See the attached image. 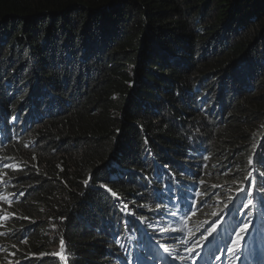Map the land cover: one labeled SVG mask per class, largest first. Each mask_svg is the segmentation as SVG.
Here are the masks:
<instances>
[{
	"label": "trees",
	"instance_id": "16d2710c",
	"mask_svg": "<svg viewBox=\"0 0 264 264\" xmlns=\"http://www.w3.org/2000/svg\"><path fill=\"white\" fill-rule=\"evenodd\" d=\"M0 161V264H264V0H0Z\"/></svg>",
	"mask_w": 264,
	"mask_h": 264
},
{
	"label": "snow or ice",
	"instance_id": "6c2138e0",
	"mask_svg": "<svg viewBox=\"0 0 264 264\" xmlns=\"http://www.w3.org/2000/svg\"><path fill=\"white\" fill-rule=\"evenodd\" d=\"M248 164H249V166H252V160H251V158H249ZM0 167H2V168H8V167H13V166L12 165H9L6 161H0ZM255 171H256V169L253 166L252 167V171H249L247 177L245 178L246 181L248 182V184L250 186L253 185V182H254L253 172H255ZM258 174L261 176L262 179H264V173H258ZM2 175L3 174H0V179H2ZM84 183L87 184L88 183V180H85ZM199 184H204V181L201 179L199 181ZM197 186L198 185H194V187H197ZM103 187H105L106 190L109 193H111V195L113 197L116 196V193L115 192H112L111 189H108L106 185L103 186ZM173 187L174 186H169L168 188H166L165 193H160L157 198L159 199L160 197H162L166 193H172V195H175L176 196V199L177 200L182 201L183 204L185 205L186 212L184 213V215H187V213H193V214H195V209L198 207V204L195 202V198L193 197L192 199H187L186 197L188 195H190V193H188L185 189H181V193H182L181 195H176V193L173 191ZM248 190L251 191V187ZM213 195H215V193H213ZM207 198L208 199H211V196H208ZM0 199H3V197H0ZM233 200H234V198H233ZM199 203H203V200H201ZM260 203L262 205H264V197L261 198ZM9 205H11V201H9ZM250 205H253V201L249 199L248 202H247V204L242 205V206L243 207H248ZM127 207L128 206L125 204L124 207H123V209H121V211L126 210ZM13 215H15V214L13 213ZM128 215L132 216L133 219H136L135 213L129 212ZM172 215H176V213H172ZM0 219H6V217L3 216L2 214H0ZM22 219H30V218L29 217H22ZM140 219H143V218L141 217ZM33 223H35V222L33 221ZM246 226H247V222H243V226L241 227V230L244 231L246 229ZM0 235H2V233H0ZM22 242L23 243H26L27 241L26 240H23ZM59 244H60L61 248L63 249V246H64V240H63V238H60ZM233 244L235 245V241H233ZM164 251L165 252H170L171 249L168 246H165L164 247ZM227 251L232 252L234 259H238L239 258L238 255H237V252L240 251L239 246H236V251H233L232 248L227 249ZM41 255H43V253ZM53 255H59V254L58 253H53ZM174 259L183 260V259H185V257H183V256H176V257H174Z\"/></svg>",
	"mask_w": 264,
	"mask_h": 264
},
{
	"label": "rangeland",
	"instance_id": "374dc122",
	"mask_svg": "<svg viewBox=\"0 0 264 264\" xmlns=\"http://www.w3.org/2000/svg\"><path fill=\"white\" fill-rule=\"evenodd\" d=\"M261 143H262V140H260L258 142V144L256 146V149H255V154L253 155V158H254V156L256 154L259 153L258 152V147L261 145ZM225 185L226 184H218L217 185V191H216L215 195L216 194H220V191L225 190V188H226ZM248 189L249 188L246 186V184H244L242 188H240V189L237 190V192L235 193V197L238 196V195H240L242 193V191H244V190H247L248 191ZM214 223H215L214 221L208 222L203 227L198 228V229L195 227V225H193L191 227V232H192V235L194 237V241H198V240H201V239L207 240V242H205V244H201L202 247L199 248V249H197V252L202 251L204 248L212 249L213 252L216 253V255H213V260L216 261V257L221 252L220 251L221 250V247H220V244L218 243V238L222 235V233L224 231V228H221L219 231L216 232V229L214 230ZM253 224H254V227L256 228V223H253ZM249 230H253V225L250 226ZM171 238H178V239H180L181 237L171 236ZM222 238L223 239H226V235H223ZM249 241H250V239H249V237L247 235L246 236H243L240 239V247H239L240 248V251H238L239 253H243L244 250H246V248H244V246H249V244H250ZM150 242L153 243V244H155L158 248L160 247L159 242H155L154 240H150ZM178 242H181V241H178ZM159 251L162 252L161 249H159ZM221 258L222 257H220V259ZM148 262H149V264H155L153 260H149Z\"/></svg>",
	"mask_w": 264,
	"mask_h": 264
}]
</instances>
